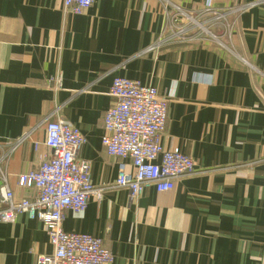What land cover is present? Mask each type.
<instances>
[{
  "label": "crops",
  "instance_id": "crops-1",
  "mask_svg": "<svg viewBox=\"0 0 264 264\" xmlns=\"http://www.w3.org/2000/svg\"><path fill=\"white\" fill-rule=\"evenodd\" d=\"M166 3L190 13L252 6L229 17L233 54L205 41L144 53ZM115 77L168 100L161 146L195 163L168 192L150 187L134 199L114 186L119 159L101 137ZM57 118L85 137L78 159L101 190L84 212L66 211L62 228L102 240L109 264H264V0H95L80 15L64 12L63 0H0V154L31 132L6 162L15 199L35 196L18 178L51 153L45 129ZM51 252L40 221L0 223V264Z\"/></svg>",
  "mask_w": 264,
  "mask_h": 264
},
{
  "label": "built area",
  "instance_id": "built-area-1",
  "mask_svg": "<svg viewBox=\"0 0 264 264\" xmlns=\"http://www.w3.org/2000/svg\"><path fill=\"white\" fill-rule=\"evenodd\" d=\"M94 1L63 0V10L80 15ZM251 6L223 11L207 4L201 12L190 13L166 3L161 35L144 53L164 44L205 41L233 54L234 23L229 17ZM55 82L54 89L59 90L61 78ZM109 95L114 102L104 113L105 134L101 137V145L108 155L119 159L114 181L116 188L126 189L135 199L150 187L157 192H168L178 178L194 174L195 163L190 157L176 148L164 150L161 146L167 99L158 96L150 85L121 77L112 80ZM30 135L31 132L13 140L9 151L0 154V223H13L20 214L42 223L52 252L38 257L36 264L111 263L114 256L103 247L102 240L86 234L68 233L62 228L66 211L84 212L88 201L101 193L91 183L88 162L78 159V152L86 142L79 129L61 118L47 124L45 146L51 153L36 170L18 178L19 186L35 189V196L15 199L7 182L6 162ZM127 161L131 171H127Z\"/></svg>",
  "mask_w": 264,
  "mask_h": 264
}]
</instances>
